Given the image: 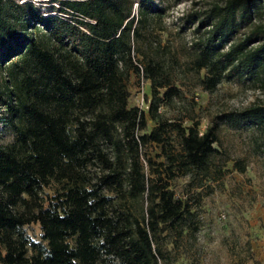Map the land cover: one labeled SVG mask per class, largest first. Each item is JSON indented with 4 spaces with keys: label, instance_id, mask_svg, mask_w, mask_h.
Wrapping results in <instances>:
<instances>
[{
    "label": "trees",
    "instance_id": "trees-1",
    "mask_svg": "<svg viewBox=\"0 0 264 264\" xmlns=\"http://www.w3.org/2000/svg\"><path fill=\"white\" fill-rule=\"evenodd\" d=\"M57 1L52 11L32 0H0V121L15 134L0 143V264H161L159 238L180 237L195 213L191 195L177 194L171 180L186 175L198 195L219 152L217 133L163 116L159 106L179 89L156 81L149 63L150 130L144 109L128 105L132 0ZM137 4L143 16L163 10L154 0ZM263 15L264 0H225L187 14L203 28L196 64L204 88L236 76L264 90ZM220 117L254 123L264 135V104ZM149 143L162 158L154 178L140 164ZM51 181L56 188L44 205ZM118 190L121 199L112 193ZM31 221L45 244L25 234Z\"/></svg>",
    "mask_w": 264,
    "mask_h": 264
},
{
    "label": "rangeland",
    "instance_id": "rangeland-1",
    "mask_svg": "<svg viewBox=\"0 0 264 264\" xmlns=\"http://www.w3.org/2000/svg\"><path fill=\"white\" fill-rule=\"evenodd\" d=\"M32 1L41 9L57 11V0ZM224 1L154 0L163 10L143 16L137 12V0H132L136 32L131 34V62L125 63L128 105L144 109L146 130H150L156 121L148 112L152 79L146 76L144 67L152 64L156 67V81L169 82L179 89L169 104L159 106L163 116L183 125L199 121L201 130L213 125L217 133L214 145L219 149L210 172L202 176V184L196 188L198 195L191 193L186 175L171 180L170 187L177 194L191 195L195 213L180 237L169 232L159 238L163 249L161 264H264V135L254 123L220 117L253 103L264 104V90L236 76L223 78L213 89L204 88L200 80L204 69L197 70L196 64L203 28L196 30L197 24L188 22L187 17L190 12L206 11L213 3ZM247 29L241 27L238 36ZM134 65L140 67L139 71ZM5 75L0 66V90ZM163 89L161 86L159 91ZM3 109L0 104V112ZM14 136L12 123L1 120L0 143H9ZM158 152L155 143L142 148L140 164L149 177L156 176L155 167L162 159ZM55 188L52 181L45 188L44 205L49 203ZM121 191L112 193L121 199ZM137 205L135 202L134 207ZM22 229L30 240L46 243L38 221L26 223Z\"/></svg>",
    "mask_w": 264,
    "mask_h": 264
}]
</instances>
